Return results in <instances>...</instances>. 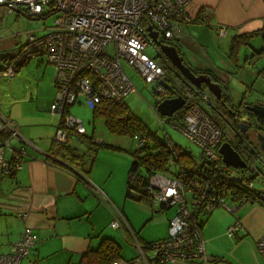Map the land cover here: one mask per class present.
Listing matches in <instances>:
<instances>
[{
    "label": "built area",
    "instance_id": "1",
    "mask_svg": "<svg viewBox=\"0 0 264 264\" xmlns=\"http://www.w3.org/2000/svg\"><path fill=\"white\" fill-rule=\"evenodd\" d=\"M190 1L0 0V5L6 4L9 13L21 10L29 17L58 14L46 33L29 35L25 44L10 50L0 64V77L4 78H13L21 66L35 58H45L53 66L55 94L49 112L58 119V124L51 149L43 152L51 163L58 160L56 151L66 143L68 133L83 135L86 132L82 121L70 113L73 105L83 102L94 109L102 100L120 104L136 92L123 63L133 68L147 85L153 86L155 103L152 109L162 128L165 123L171 124L200 149L201 162L184 164L179 158L186 149L179 147L170 136L165 137V147L170 154L167 170L149 175L146 191L152 207L174 209L168 221V235L151 242L148 255L143 254L136 243L140 253L131 262L133 264H215L217 258L205 251L201 217L218 207L235 213L238 204L249 202L248 197L240 195V189L254 191L264 200V188H255L252 180L244 177L246 173L261 175L253 160L240 152L246 162L242 171L231 169L222 162L218 148L230 139L206 109L210 94L207 91L190 92L155 58L146 54L150 45L146 27L151 25L158 32L159 40L174 41L178 26L192 22L186 13ZM200 18L201 23L211 25L212 12L205 8ZM215 31L223 36L226 30L217 26ZM160 80L166 81L171 90L160 85ZM175 96L183 97L184 105L170 117L159 116L155 104ZM149 142L147 137L141 136L137 139V146ZM27 146L39 150L23 137L16 123L0 113V176L21 169ZM19 216L24 218L25 214ZM116 216L111 227L124 221L120 211ZM240 228L235 217L226 233L233 236ZM33 245L31 230L26 227L14 243L12 252L0 254V264H24ZM256 248L264 259V236L257 240ZM113 264L129 262L116 261Z\"/></svg>",
    "mask_w": 264,
    "mask_h": 264
},
{
    "label": "crops",
    "instance_id": "2",
    "mask_svg": "<svg viewBox=\"0 0 264 264\" xmlns=\"http://www.w3.org/2000/svg\"><path fill=\"white\" fill-rule=\"evenodd\" d=\"M205 8L212 12L211 25L201 23V12ZM186 13L192 22L179 25L178 36L174 38L180 47L183 62L194 71L215 77L230 95L233 106H238L243 97L246 104L258 102L264 105V93L259 90L261 93L255 101L248 103L245 97L256 89L255 83L249 84L252 75L264 68V0H191ZM217 26L225 28L223 36L216 33ZM248 33L255 35L240 48L237 60H231L228 56L231 38ZM257 52L260 55L254 68L247 66L246 59ZM260 62L261 65L257 66ZM237 79L238 83L234 81ZM232 82L239 86L240 99L232 98ZM54 94L53 84L50 104ZM49 118L52 135L48 138L39 132L46 124H35L40 126L37 131L40 135H36L33 128H28L32 126L30 123L13 119L23 137L39 150L27 146L21 169L8 176H0V254L12 252L14 243L26 227L31 230L34 245L25 264H77L82 254L96 249L104 238L112 239L119 245L120 261H132L140 253L136 243L141 247L166 238L169 220L161 214V210L165 209L158 208L156 211L151 205L129 202L125 197L132 158L129 160L125 154L99 149L87 174L72 171L59 161L51 163L43 152L51 149L58 119L51 114ZM47 132L50 131L47 129ZM138 138H134V149L138 147ZM72 144L84 150L82 145L76 142ZM118 148L127 152L134 150ZM118 211L122 213L124 221H120L117 227H111ZM23 214L24 218L19 216ZM235 217L241 228L233 236H228L227 228ZM148 222L161 227L154 237H146L143 229L141 232L138 230ZM201 222L205 251L207 255L217 258L215 264H264L256 248L257 240L264 236V205L257 202L240 203L235 213L218 207L201 217ZM142 253L145 254L143 250Z\"/></svg>",
    "mask_w": 264,
    "mask_h": 264
},
{
    "label": "rangeland",
    "instance_id": "3",
    "mask_svg": "<svg viewBox=\"0 0 264 264\" xmlns=\"http://www.w3.org/2000/svg\"><path fill=\"white\" fill-rule=\"evenodd\" d=\"M57 16L58 14H51L44 17H29L21 10L19 12L13 11L12 13H9L8 7L1 5L0 50L13 51L17 49L18 46L25 44L29 35H43L46 33L47 28L53 24V21ZM146 54L151 58H155L156 56L154 48L150 45L146 48ZM242 56L243 54L240 55V62L242 61ZM41 59H43L42 62ZM260 65L261 62L257 64V66ZM123 68L136 88V92L134 94H131L125 98V105L139 119H141V121L149 128L151 132H156L159 137L162 138H165L167 135L170 136L179 147L186 149L190 153L193 162L197 164L201 162V151L197 146L190 143L188 139H186V137H184L176 128L172 127L171 124L165 123L164 128H162L160 125L158 117L152 109V106L155 103L152 93L153 86L147 85L143 78L127 64L123 63ZM53 73V66L48 64L45 58H35L29 61L27 64L21 66L13 78L0 77V113L12 121L13 119L16 121H20L22 119L26 121V123H30L29 125L32 126H29L28 128H33L35 132L34 134L36 135H40L37 134L38 128L40 126L35 124L37 122H42L43 124H46L44 127L46 126L47 128L45 127L39 132L41 135H44L43 137H50L52 135V130L50 128L51 125L49 124V107L50 97L52 95L53 89ZM255 75L257 77L256 72ZM255 75H252V79L250 80L252 82H249V84L255 83L254 88L256 89L250 91L247 93V96H245L248 103L255 101L261 92L264 93V89H262L264 88V79H256L254 77ZM234 81L237 82L238 79ZM237 83L232 82L230 90L232 92V98L235 100L242 97L240 92L237 90L239 88ZM212 101L214 102L215 100L212 99ZM71 109V115L82 121L86 130V137H93V141L95 143H105L109 145H115V147H126L127 149L133 148L135 144L134 138L129 136L114 135L108 132L104 125L103 119L94 117L93 110L87 107L83 102L82 104L73 105ZM206 109L209 111V113H211V109L208 107H206ZM38 117L40 119H38ZM213 117L222 127L227 138L235 142L231 130L222 124L218 119H216L215 116ZM47 129L50 131L49 133L47 132ZM107 150L110 153L125 154L126 157L131 160V157L123 149H121L122 151L110 149ZM254 166L260 171L261 175H257V173L252 175L246 173V177L252 180L255 188L262 189L264 188V180H262V176H264V164H262L261 161L255 157ZM127 201L135 202L131 199H127ZM155 208L157 211L158 208ZM173 210V208L169 210H161V214H164L169 220L173 215ZM159 228L161 227L148 222L145 224L144 228H142L141 225L138 230L141 232V229H143V233L146 237H154L157 235ZM146 253V255H148L150 252L146 250Z\"/></svg>",
    "mask_w": 264,
    "mask_h": 264
},
{
    "label": "trees",
    "instance_id": "4",
    "mask_svg": "<svg viewBox=\"0 0 264 264\" xmlns=\"http://www.w3.org/2000/svg\"><path fill=\"white\" fill-rule=\"evenodd\" d=\"M254 35L255 33H248L233 36L230 40L228 48L229 58L233 61H236L240 48L243 45H247L249 40ZM164 43L175 46L178 50V53L181 54L180 47L175 41H166ZM259 55L260 53L257 52L251 57L247 58V66L254 68L255 62L257 61ZM155 60L157 61L158 59L155 57ZM157 62L168 72L169 75H172V77L176 79L162 62ZM193 72L195 74L200 73L194 70ZM256 73L258 77L264 79V68L256 70ZM208 75L212 81L220 84L215 77H213L211 74ZM222 100L223 102L232 105L230 95L223 87ZM244 105H246V102H244L243 97L241 103L238 104V107L243 109ZM92 110L94 117L103 119L106 129L111 134L129 136L131 138L145 136L149 139V143L139 146L131 152L125 151L132 158V163L127 174L125 197L139 203L151 205L149 195L146 191V183L149 175L155 172L167 170L170 154L165 147V138L159 137L156 132H151L149 128L141 121V119H139L124 103L114 104L110 101L102 100ZM242 113H246V111L242 110ZM258 126L260 128H264V123L258 124ZM72 142L82 145L84 150H80L77 146H74ZM235 146L236 148L240 149V151H243L251 160L255 159V156L242 142L240 143L239 141L235 143L233 147L235 148ZM99 149L122 151L117 147L105 143H95L93 141V137L80 136L70 132L68 133L66 143L58 147L56 151V157L58 159L57 161L61 162L62 165L67 166L72 171L77 170L87 174L93 164L95 153ZM179 161L184 162V164L193 163L191 155L187 150H185L184 154L180 155ZM244 177H246V175ZM248 180L251 181L249 178ZM239 192L241 196L244 195L248 197L249 202H257L261 205H264V200H261L260 197L258 198L254 191L240 189ZM200 226L202 227L201 221ZM149 245L150 243L142 246V250L145 254L146 250H149ZM120 259L121 255L119 245L112 239L104 238L100 241L96 249L88 250L82 254L77 264H113L116 261H120ZM132 261L124 262L133 264L131 263Z\"/></svg>",
    "mask_w": 264,
    "mask_h": 264
},
{
    "label": "water",
    "instance_id": "5",
    "mask_svg": "<svg viewBox=\"0 0 264 264\" xmlns=\"http://www.w3.org/2000/svg\"><path fill=\"white\" fill-rule=\"evenodd\" d=\"M1 6V5H0ZM6 6V4L4 5ZM148 38L150 39V46H152L156 53V58H159L164 66L179 80V82L185 86L188 90L195 94H199L203 89L210 93V100L207 102V106L211 110H215L212 99L219 103H223L222 100V87L217 82L211 80L207 73L195 74L191 68H189L182 60L178 50L175 46L164 43L159 40V35L156 30H153L151 25L146 27ZM159 84L165 87L167 90H171L166 81L160 80ZM184 105V99L181 96H175L171 98H165L155 104V110L159 116L170 117L173 113L179 110ZM246 111L250 117L248 121L240 122L239 131H235L230 122L226 125L233 129L239 136V140L248 148V150L257 158L260 157V161L264 164V128H260L258 124L264 123V105L261 103L246 104L242 109ZM250 128L251 133L247 132ZM246 132L245 136H251L252 141L241 137L240 133ZM254 146H257V150ZM218 153L221 156L222 162L234 169H245L246 162L240 157L232 143L224 141L218 148Z\"/></svg>",
    "mask_w": 264,
    "mask_h": 264
},
{
    "label": "flooded vegetation",
    "instance_id": "6",
    "mask_svg": "<svg viewBox=\"0 0 264 264\" xmlns=\"http://www.w3.org/2000/svg\"><path fill=\"white\" fill-rule=\"evenodd\" d=\"M8 53H9V51H6V50H0V61L1 60H4V59H6L7 58V55H8ZM158 60L157 61H160V59L159 58H157ZM161 62V61H160ZM214 100V99H213ZM213 102V101H212ZM213 105L215 106V110L213 111V110H211V115H213V116H215L216 117V119H218L222 124H224L225 126H227L226 125V123H228V122H230L231 123V125H232V127H233V129L237 132V131H239V129H240V122L241 121H243V120H245V121H248V120H250V117H249V115L248 114H242L241 112H242V108H240V107H238V106H233V104L232 105H229V104H227V103H225V102H223V103H219V102H217V101H214L213 102ZM214 118V117H213ZM217 121V120H216ZM228 127V126H227ZM229 128V127H228ZM230 129V128H229ZM233 129H230L231 130V132L233 133V137H234V140H235V142L237 143V142H239L240 141V143H241V140H239V135L236 133V132H234V130ZM251 130L252 129H250V128H248L247 129V132L248 133H251ZM245 134H246V132L244 133V132H242V133H240V136L243 138V137H245L246 139H248V140H250V141H252L253 139L251 138V136H248V137H246L245 136ZM252 139V140H251ZM230 142L232 143V145H235V142H233L232 140H230ZM255 147V149L257 150V146H254ZM235 148H236V146H235ZM237 150L239 151V153L240 152H242V153H244L243 151H240V149H238L237 148Z\"/></svg>",
    "mask_w": 264,
    "mask_h": 264
}]
</instances>
